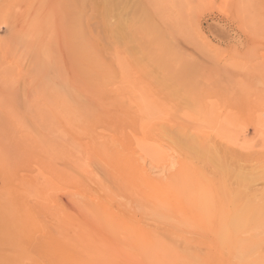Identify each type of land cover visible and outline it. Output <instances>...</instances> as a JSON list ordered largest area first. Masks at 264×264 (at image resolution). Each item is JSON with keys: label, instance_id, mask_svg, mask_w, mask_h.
<instances>
[{"label": "rangeland", "instance_id": "1", "mask_svg": "<svg viewBox=\"0 0 264 264\" xmlns=\"http://www.w3.org/2000/svg\"><path fill=\"white\" fill-rule=\"evenodd\" d=\"M192 137L264 160V0H0V264H264Z\"/></svg>", "mask_w": 264, "mask_h": 264}, {"label": "bare ground", "instance_id": "2", "mask_svg": "<svg viewBox=\"0 0 264 264\" xmlns=\"http://www.w3.org/2000/svg\"><path fill=\"white\" fill-rule=\"evenodd\" d=\"M186 84L187 87L191 88L190 83ZM180 85L182 84L180 83ZM180 135L185 137L184 133ZM192 138L188 141H184V138L180 140L179 138L176 139H178L181 144L184 145L185 149L188 150L193 157L195 156L198 161L203 164L207 162L209 166L215 167L216 171H214L218 176L217 183L211 178H208V180L212 184L218 185L220 202L223 206L222 211L224 214V216H222L223 219H221L222 221H220L224 225L223 231L229 237H240L243 232L254 233L256 230L259 231L261 227H264V192L263 190L262 192L258 191L255 185L258 181L264 180V164L261 165V162L264 163V160L254 159L250 155L243 156V153L233 150L230 147V149H227V147L225 148L218 144L211 143L212 145H209L207 141L203 143V140ZM206 166L204 167L207 168ZM144 172L145 171H143V173ZM213 172L211 171V173ZM139 201L140 200H138V202ZM11 220H13V218ZM7 224L8 228L5 233L11 236L13 235L12 229L14 225L11 228L12 225L10 223ZM144 226L141 225V227ZM0 229H2L1 226ZM226 243L230 245V241H226Z\"/></svg>", "mask_w": 264, "mask_h": 264}]
</instances>
